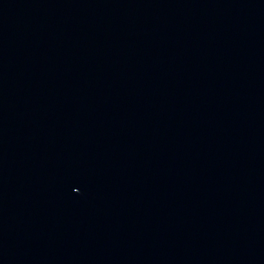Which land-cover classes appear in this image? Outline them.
<instances>
[{
    "label": "water",
    "instance_id": "95a60500",
    "mask_svg": "<svg viewBox=\"0 0 264 264\" xmlns=\"http://www.w3.org/2000/svg\"><path fill=\"white\" fill-rule=\"evenodd\" d=\"M0 264H264V0H0Z\"/></svg>",
    "mask_w": 264,
    "mask_h": 264
}]
</instances>
